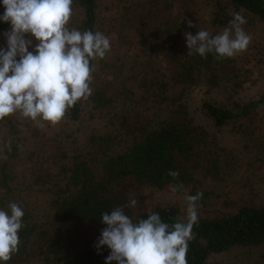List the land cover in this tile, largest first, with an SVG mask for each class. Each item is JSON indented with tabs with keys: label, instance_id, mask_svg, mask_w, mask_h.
<instances>
[{
	"label": "trees",
	"instance_id": "16d2710c",
	"mask_svg": "<svg viewBox=\"0 0 264 264\" xmlns=\"http://www.w3.org/2000/svg\"><path fill=\"white\" fill-rule=\"evenodd\" d=\"M72 8L69 27L103 33L110 51L90 61L91 95L59 123L19 113L0 120V209L16 202L25 213L7 264H105L110 249L94 247L102 213L123 205L134 222L150 211L171 225L180 220L177 205L140 211L131 199L175 185L202 193L203 204L202 189L225 183L238 165L264 169V91L243 98L261 60L245 70L236 56L187 55L184 37L217 34L237 13L250 36L264 31V0H73ZM9 30L0 21V49ZM192 232L188 264L234 250L254 252L247 264H264V200L226 199Z\"/></svg>",
	"mask_w": 264,
	"mask_h": 264
},
{
	"label": "clouds",
	"instance_id": "9594fccd",
	"mask_svg": "<svg viewBox=\"0 0 264 264\" xmlns=\"http://www.w3.org/2000/svg\"><path fill=\"white\" fill-rule=\"evenodd\" d=\"M2 4L5 11L0 21L9 23L10 30L5 33L7 48L0 49V120L19 113L34 122L55 125L70 107L91 95L95 65L90 61L106 56L110 39L99 31L69 27L73 0H2ZM246 22L237 13L217 34L204 29L195 35L184 33L187 55L206 58L212 53L215 59H223L246 51L252 39L242 27ZM188 27L195 25L188 21ZM26 34L37 41L34 51H29L33 40L25 39ZM167 175L176 178L179 172ZM170 190L175 193L178 186L170 185ZM201 197L202 193L186 194V222L171 225L150 211L147 219L134 222L123 205L102 213L106 227L94 247L98 254L104 246L110 249L105 264H188ZM137 202L132 198L129 206ZM24 214L16 202H10L7 211L0 209V264H7L18 251Z\"/></svg>",
	"mask_w": 264,
	"mask_h": 264
},
{
	"label": "rangeland",
	"instance_id": "374dc122",
	"mask_svg": "<svg viewBox=\"0 0 264 264\" xmlns=\"http://www.w3.org/2000/svg\"><path fill=\"white\" fill-rule=\"evenodd\" d=\"M0 8H4L2 0H0ZM74 15H76V12L73 11L72 16ZM251 36L253 38L251 39V43L247 50L236 55V57L242 61L245 70H251V63L249 64V61L254 57L261 61L264 58V55H261L260 52L264 48V31L260 28L256 29L252 32ZM25 39L33 40V44L29 48V51H33L37 43L35 38L30 34H26ZM2 43L7 47L6 39H4ZM261 61L260 63L258 62V70L252 69L254 73L252 74V81L254 84H251L250 86H248V84L245 85L246 90L243 93V98L256 99L264 91V75L258 74L259 68H264ZM16 114H13L14 117ZM261 127L264 128V126ZM232 144L233 142L231 140L225 142L228 149L232 146ZM235 153H239V150H236ZM250 183L253 185H250ZM202 190L208 194V197L203 200V204L197 201L198 218L205 217L209 215V213L214 212L226 199L232 201L233 204H240L243 201L249 202L250 199L255 201L264 200V169L257 170L253 167H248L246 163L238 165L236 172H234L232 177L226 180L225 183L220 184L218 187L209 185L207 188ZM186 194L190 195V191L187 188H178L175 193H173L170 189L163 191L145 189L142 194L136 198L138 202L134 209L137 208L140 211H145L156 205H177L179 208V219L186 221ZM30 202L32 209L33 207L37 209L40 208V204L36 201L31 200ZM254 256V252L234 250L222 255H212L207 264H247L254 259Z\"/></svg>",
	"mask_w": 264,
	"mask_h": 264
}]
</instances>
